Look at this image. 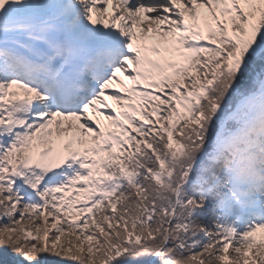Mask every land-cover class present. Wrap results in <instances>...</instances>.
I'll use <instances>...</instances> for the list:
<instances>
[{
	"label": "rangeland",
	"instance_id": "1",
	"mask_svg": "<svg viewBox=\"0 0 264 264\" xmlns=\"http://www.w3.org/2000/svg\"><path fill=\"white\" fill-rule=\"evenodd\" d=\"M182 1H151L154 6L150 7L163 6L167 8L159 9L155 15H164L168 20L174 16L170 10L173 7L181 9ZM143 3L146 4V2H142V6ZM183 5L189 10L179 19L173 18L177 22V28H169V32L173 33L162 38L165 42H171L172 46H162L160 43V49L154 50L148 58L140 54L136 44L139 40L137 36L132 39L134 47L129 44V51L122 57V62L119 61L118 66L114 67L113 71L108 73V76L103 80L105 84L113 83L114 86L107 90L101 84L93 92L94 98H89L87 101V103H93L99 95L109 96L110 100L118 106L119 112L111 113L110 118H107L100 112L101 104L97 107L93 103L92 115L97 121V125L93 126L85 136H80L79 132L81 131L75 126L67 124V127L60 126L61 129L58 133L46 128L45 124L31 127L30 124L18 120L20 117L15 113L14 102H20L26 96L19 95L20 92H9L8 86H5V83L0 79V152L12 146L17 147L14 153L17 163L11 174L13 178L9 182L10 186L5 187L6 195L9 196L11 202L9 205L4 203L5 208L0 213L3 221L10 219L20 202H24L27 207L34 204L33 198L37 196L41 200L38 203L41 204L40 207L49 210L48 217L56 228V232L67 234L69 232L67 223L72 220L88 227L86 222L90 221L88 218L92 215L93 208L100 204L102 197L108 196L113 188L118 189L120 185L122 190V183L125 180L130 183L131 177L136 178L130 168L122 166V163H128L127 158L133 153V144H136L134 139L141 140L147 145L151 139V129L159 127L164 120L170 126V122H174L176 118L175 114L189 119L192 127L197 126L206 130L196 138L197 140H201L204 136L205 138L211 136L208 141L211 146L208 156L210 153L213 154H210L211 158L216 159L218 150L230 148L236 143L238 148L231 147L236 155L239 152L248 153L247 149H252L255 146L254 136L250 137L247 132L258 120L257 116L261 114L262 107H264V0H230L229 3H226L225 0H185ZM248 14L254 17L257 26L250 27L248 25V28H244V20ZM88 15L84 16L88 18ZM183 19L184 23L190 20L189 22L192 24L199 19L205 20L209 41L222 43L223 49H219L225 52L226 59L223 60L220 56H218L219 59H216L217 62L222 60L227 64L226 72L229 71L242 77L250 66L255 69L251 84L257 85L255 89L258 91L254 90L251 94L245 95V90H238L234 84H230L233 87L228 93H225V101L221 102L216 107L217 109L214 108L216 115H212L215 122L214 120H205L202 112L197 109L200 104L198 97L202 94L201 92L196 91L195 94L188 93L185 96L178 95L177 87L190 71L187 70L190 69V58L196 51L203 48L192 46L189 41V37L192 35L191 29L190 26L182 25ZM166 20L161 21L168 25ZM226 26L232 30L238 28L244 33L247 31L245 37L236 42V56H231L229 59L227 52L230 50L226 49L225 41L222 42L226 36L224 32ZM194 44L204 45L200 42ZM206 47L209 46L206 45ZM144 65L146 69L142 72L141 68ZM217 65V67L220 66ZM216 71L219 72V76L223 75L222 71L224 70L219 68ZM117 72H121L120 75H122L119 79L116 77ZM140 75L142 76L141 80L139 79ZM225 86L228 87L229 84ZM234 101L237 103L233 108ZM170 103H174V105ZM230 109L236 111L233 110L231 113ZM228 118L230 119L227 122ZM203 119L208 122V127L202 121ZM77 123L78 121L72 124L76 125ZM189 137L194 139L195 135ZM197 140H195L196 143ZM212 148H215L214 152H212ZM181 149L179 146L176 147L175 153ZM189 150L197 154L195 152L199 151V145H192ZM9 158L11 157L9 156ZM39 158L47 159L48 163H43ZM237 160H239L238 155L232 165L227 166L226 180L230 187L224 193L225 205L217 216L221 219L222 233L220 234L243 245L241 250H237L238 247L235 246L230 247L229 250L233 251V255L243 257L226 259L223 262L230 263L241 259L248 264H259L257 259L261 252L257 248L264 245V199L261 197H264V191H262V187L254 189V184H250L251 188L248 191L242 190V188H246L245 178L246 180L253 179L249 172L254 166L240 168V165L244 164ZM1 161L3 162L1 163ZM4 162L10 163L8 158L2 157L0 167L5 165ZM262 169L264 170V168ZM243 176H245L244 180ZM216 180L219 181L220 177L218 176ZM179 195L177 193L176 198L179 199ZM181 200V203L190 205V199L181 198ZM177 203L176 200L174 209L177 208ZM204 211L201 209L199 212L191 213L198 214L202 218ZM250 212L262 215L250 218L246 227H242L243 220L237 217V214L249 215ZM63 215L71 218L63 222ZM24 228L23 226L22 232L24 231L27 238L35 239L33 231L28 229L29 227ZM168 238L169 234L166 239L167 244ZM244 247L248 249L246 250ZM256 250L259 251V254ZM37 253L39 254V252ZM158 256L159 253H156L149 264H157L156 257ZM6 264L10 263L6 262ZM15 264H24V262L18 258Z\"/></svg>",
	"mask_w": 264,
	"mask_h": 264
},
{
	"label": "trees",
	"instance_id": "2",
	"mask_svg": "<svg viewBox=\"0 0 264 264\" xmlns=\"http://www.w3.org/2000/svg\"><path fill=\"white\" fill-rule=\"evenodd\" d=\"M225 43L226 49L235 53V46L227 41ZM218 56L226 59L225 52L219 48L205 47L195 52L190 58V69H187L190 71L177 87L180 96L195 94L196 91L202 93L198 97L200 104L197 109L207 121L214 120V107L225 101V93L233 87L230 84H234L238 90H245V95L256 90L257 86L251 84L255 70L253 66L244 76H236L225 71L227 64L222 60L217 62ZM219 68L224 70L222 76L216 71ZM226 84L230 87H226ZM236 103L234 101L232 107ZM175 117L170 126L164 120L159 127L152 128L147 145L134 139L133 153L128 156V163L124 162L122 166L130 168L136 178L133 177L130 183L125 180L122 190L120 185L118 189L113 188L108 196L102 197L100 204L93 208L88 218L90 221L86 222L88 227L72 220L73 223H67V234L58 233L48 217L49 210L38 203H34L36 206L27 204L29 206L26 207L24 202H20L15 213L5 221L0 215V264H15L18 258L24 264H149L156 253H159L157 264H248L241 259L223 262L243 257L235 256L229 250L233 246L241 250L243 245L220 234L222 229L219 227L217 210L221 208L218 200L225 186L213 185L208 190L200 183L205 177L211 178V172L220 174V165L208 163L205 159L192 171L189 182L181 186L180 193V198L190 199V205H183L180 199L177 210L174 209L179 184L185 182L190 164L198 159L211 137L204 136L197 140L206 130L192 127L189 119L178 114ZM202 121L208 127V122ZM193 135L194 139L189 137ZM195 144L199 145V151L195 152L197 154L189 150ZM178 146L183 151L175 153ZM9 156L10 163H7L6 169L5 166L0 167V213L5 208L4 203L9 205L11 202L5 187L10 186L11 174L17 162L13 153ZM207 172L209 176L205 175ZM194 207L205 210L202 218L191 213ZM62 218L65 222L71 217L63 215ZM23 226L33 231L35 239L27 238L22 232ZM263 246L256 247L261 252L259 254L256 250L259 264H264Z\"/></svg>",
	"mask_w": 264,
	"mask_h": 264
},
{
	"label": "bare ground",
	"instance_id": "3",
	"mask_svg": "<svg viewBox=\"0 0 264 264\" xmlns=\"http://www.w3.org/2000/svg\"><path fill=\"white\" fill-rule=\"evenodd\" d=\"M93 1L94 0H91V2ZM174 1L181 2V0ZM77 5H79V3H73V0H0V53L6 59L13 62V60H19L22 58L24 53L31 52L36 61L43 60L45 65L63 67L64 64L68 63V55L71 56L74 52L85 51L90 45L95 43H105L108 38H114L115 41H117L122 37L133 38L134 35L137 37H144L149 30L154 31L155 35L162 38L164 34L170 31L169 28L163 27L161 24V18L165 17L164 15H160L158 18L156 16H146L149 15V13H146L148 12L146 8L139 9L141 14L137 15L134 12H129L127 16H122V20L120 19L119 21L121 23L120 26L122 32L119 35L109 32L110 28L114 26L107 24L106 21L104 23L93 24V21H97L94 17L90 21L92 24L91 28L82 25L79 26L76 22L72 21ZM176 8L178 7H173L170 11L176 14L178 18L189 10L185 8L183 1L181 9ZM94 10L99 13L105 12V10L107 11L106 8L97 7H95ZM96 11H94L92 16L97 13ZM123 19L127 21L124 25H122ZM171 23H173L172 28H177V23L176 21H173V18ZM252 24L251 26L254 27ZM136 28L140 29L136 31ZM241 38L243 37L234 33L233 39L235 42H239ZM167 44L168 43H165L164 45L172 46L171 42H169L168 45ZM149 46L150 49L158 47L157 40L151 41ZM141 69L142 72H144L146 69L145 65ZM36 79H39V77ZM139 79H142L141 75L139 76ZM15 82L20 83L21 81ZM9 90L16 91V88L11 87ZM35 102L36 101H32L31 105L25 100L15 102V113L22 117V114H24L25 111H29L30 108L31 110L35 109ZM42 103L43 102H41V105H43ZM101 103H103V111L107 118H110L109 116L111 113L115 114L119 112L118 106H116L110 98L103 97ZM91 108V105H87L82 115L78 113H74L75 115L67 113L65 115H60L54 113L53 115L49 112L47 113L51 118L49 128L52 131L59 133V122H62V124L77 120L82 122L86 117H90ZM261 111V114L257 116L258 120L255 121L254 125H252L253 127L247 132L250 137L254 136L253 140L255 146H253L252 149H247L248 153H237L239 156L237 162L241 161V163L244 164L243 166L240 165V168H243L244 166L247 168V165L254 166L249 172L250 177L254 180L250 178L249 180H246L245 176H243V180L245 178V182L247 183L245 185L246 188H242V190L245 191H248L251 188L250 184H254V189L255 187L264 186V170L262 169L264 168V107H262ZM18 120H22V118H18ZM88 120L89 123L95 124L92 119ZM86 127L85 124L80 125L77 123L76 129L81 131L79 132L80 136H85L86 133L91 130L89 127ZM51 133L53 134V132ZM231 147L238 148L237 143L235 146L231 145ZM231 147L225 149L228 150V154H224L225 152L222 148L217 152L215 160L218 166L220 165L221 169L232 165L233 159L230 152L232 150ZM212 152H214V149ZM39 160H41V158H39ZM41 161L43 163H48V160L44 158H42ZM205 175L209 176V172ZM217 177L218 176H216V178ZM257 184H260V186ZM261 215L262 214L257 212H250L249 215L237 214V217H240L243 220L242 227H246L250 218L261 217Z\"/></svg>",
	"mask_w": 264,
	"mask_h": 264
}]
</instances>
